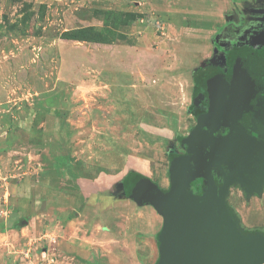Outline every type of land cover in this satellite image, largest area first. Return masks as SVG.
<instances>
[{
	"label": "rangeland",
	"instance_id": "374dc122",
	"mask_svg": "<svg viewBox=\"0 0 264 264\" xmlns=\"http://www.w3.org/2000/svg\"><path fill=\"white\" fill-rule=\"evenodd\" d=\"M263 4L0 0V264H154L156 240L136 228L127 247L107 240L127 212L106 219L104 198L133 173L170 190L169 159L197 125L194 85ZM227 201L244 233H264V188L234 186Z\"/></svg>",
	"mask_w": 264,
	"mask_h": 264
},
{
	"label": "water",
	"instance_id": "95a60500",
	"mask_svg": "<svg viewBox=\"0 0 264 264\" xmlns=\"http://www.w3.org/2000/svg\"><path fill=\"white\" fill-rule=\"evenodd\" d=\"M263 91L264 65L242 64L236 87L211 94L208 112L183 141L187 154L172 172L170 190L137 199L165 220L158 264H264V233H244L227 201L234 186L249 196L263 192L264 140L250 130L264 123Z\"/></svg>",
	"mask_w": 264,
	"mask_h": 264
},
{
	"label": "flooded vegetation",
	"instance_id": "af4514ba",
	"mask_svg": "<svg viewBox=\"0 0 264 264\" xmlns=\"http://www.w3.org/2000/svg\"><path fill=\"white\" fill-rule=\"evenodd\" d=\"M251 12H253L254 15L249 19L246 32L238 38L226 40V46L229 48L227 52L219 50L221 53L219 54L218 51H214L216 52V58H214L212 62H209L208 68L198 77L199 84H201L202 80H205V78L206 81L208 80V84L207 86L205 85V87L204 85L201 86L200 90L196 93L194 92L195 90L193 91L192 106H194V117L196 121L198 116L208 112L211 94H215L227 87H236L238 75L235 74L239 71L242 64L243 66L248 64L255 66L264 65V4L263 7L252 10ZM254 37H256V42H258L256 45L251 44ZM205 75L207 76L204 78ZM194 86L196 87V85ZM261 95L264 97V91ZM253 128L257 127L253 125L250 128L255 139L259 141L264 140V138H262V135H264V123H261L259 128H257L260 131L259 133H256ZM228 132L229 130H226L224 134L226 135ZM181 147L185 150L184 155H186V148L183 147V144ZM215 179L221 182V178L218 177L217 174H215ZM198 184L200 183L198 182ZM197 186L194 188L195 193L200 194L201 190L196 191Z\"/></svg>",
	"mask_w": 264,
	"mask_h": 264
},
{
	"label": "crops",
	"instance_id": "0c3cea01",
	"mask_svg": "<svg viewBox=\"0 0 264 264\" xmlns=\"http://www.w3.org/2000/svg\"><path fill=\"white\" fill-rule=\"evenodd\" d=\"M141 176H143V174H141ZM147 178L149 180L148 182L152 181L151 178L149 177ZM148 182H146V179H144L143 177H141V179L140 178L133 179L132 182H130V184L128 185V190L131 191V197L125 196V189L127 187L125 186L124 183L123 184L121 183L122 186L124 187L119 194L120 195L123 194V195L120 197L113 196V197L104 198L106 201V206H105V210L101 214L105 215L106 219H108L109 215L107 214L112 210H120L122 212L126 211L127 212L126 215H122L120 213H114L113 217H110L111 219L109 218L110 223L108 227H106L105 233H106V238L110 236L111 238L110 239L108 238L107 240L108 241L110 240L111 241L110 243L116 240L118 242L120 241L121 245H123L124 247L125 246L127 247L128 245L132 244L131 237H130L131 236L130 231L136 228V233H137L136 236L140 234L141 238L143 237L155 238L156 243H157L156 245L159 250V257L155 261L154 264H158L161 258L160 237H161V233L165 226V220L153 204L139 203V201L137 200L138 198L141 200H147V199L149 200L155 197V194L158 191L155 190V187H153ZM133 205L139 207L137 209L138 214H139V216H137L138 218L132 217L130 212H128V210L131 207H133ZM148 209H151L152 212H147L149 211ZM144 212L150 214V216H148L147 218L148 220L154 219L155 221L148 223L146 225L143 224L141 219L144 218L143 217ZM96 243L98 245V241H96ZM94 248H96V246Z\"/></svg>",
	"mask_w": 264,
	"mask_h": 264
},
{
	"label": "trees",
	"instance_id": "16d2710c",
	"mask_svg": "<svg viewBox=\"0 0 264 264\" xmlns=\"http://www.w3.org/2000/svg\"><path fill=\"white\" fill-rule=\"evenodd\" d=\"M204 74H206V73H204ZM206 76H207V75H205L204 78H205ZM207 84H208V80L206 81V78H205V80H204V79L202 80L201 84H199V81L197 80V82H196V87H195L196 92H198V91L200 90L201 86L204 85V87H205V85L207 86ZM190 111H191V114H194V106L191 107ZM185 139H186L185 137H181V136H180V138H179V142L181 143V145L183 144V141H184ZM184 156H185L184 154H181V153H177V152H176L175 155L172 157V159H171V157H170V159H169V164H170V165H169V176H170V177H171V175H172L173 170L176 168L177 164L179 163V161H180ZM132 175H133V176H127V177H125L124 180H123V183H124L125 186L127 187L126 190H128V185L130 184V182H132L131 180H133V179H136V178H140V179H141V177H143L144 179H146V182L149 181L148 178H147L146 176H144V175L141 176V174H137V173H133ZM129 177H130V178H129ZM72 181H73V183L76 185V187H77L78 189H80L81 192H83L84 197H86V192H84V190H83V188H82V185H80V184L78 183V182H79L78 178H76L75 176H73V177H72ZM148 183H150V182H148ZM151 185H152L153 187H155V190H159V191H162V192H168V191L165 190V189H160V188L158 187L157 184H152V183H151ZM200 190H201V186H200V184H198V186H197V188H196V191H200ZM112 196H113V195H112ZM128 197H131L130 193H129ZM254 232H258V231H254Z\"/></svg>",
	"mask_w": 264,
	"mask_h": 264
},
{
	"label": "built area",
	"instance_id": "2783aa9c",
	"mask_svg": "<svg viewBox=\"0 0 264 264\" xmlns=\"http://www.w3.org/2000/svg\"><path fill=\"white\" fill-rule=\"evenodd\" d=\"M5 215H7V213H5V211H0V218H4ZM44 239H46L47 241H50V244H55L57 242V240L51 235H45ZM27 253H28L27 256H29L31 251L29 250ZM43 253H46V250Z\"/></svg>",
	"mask_w": 264,
	"mask_h": 264
}]
</instances>
